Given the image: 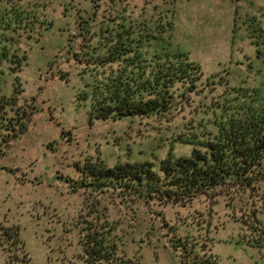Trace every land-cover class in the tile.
Wrapping results in <instances>:
<instances>
[{
  "label": "rangeland",
  "instance_id": "1",
  "mask_svg": "<svg viewBox=\"0 0 264 264\" xmlns=\"http://www.w3.org/2000/svg\"><path fill=\"white\" fill-rule=\"evenodd\" d=\"M11 6L24 11L16 30H7L10 16L2 20ZM1 8L0 96L18 85L8 116L24 110L28 124L20 132L0 118V264H85L82 237L93 221L109 223L119 253L140 264H188L173 245L180 238L218 264H264V181L175 204L87 185L83 172L94 162L189 155L186 141L215 128V116L264 91V0H0ZM107 26L149 34L152 50L159 43L188 53L204 73L198 89L167 116L92 119L83 96L103 68L84 54Z\"/></svg>",
  "mask_w": 264,
  "mask_h": 264
},
{
  "label": "trees",
  "instance_id": "2",
  "mask_svg": "<svg viewBox=\"0 0 264 264\" xmlns=\"http://www.w3.org/2000/svg\"><path fill=\"white\" fill-rule=\"evenodd\" d=\"M4 12L2 20L10 16L7 30L14 29L12 23L21 27L24 11L11 6ZM2 30L0 26L1 33ZM102 30L95 50L84 54L90 65L103 68L94 69L97 72L93 74L94 83L83 96L85 101H91L92 119L167 116L172 114L179 97L198 89L204 73L188 53L159 43L152 50L149 34L133 37L128 30L109 26ZM257 30L259 38H263L264 29ZM20 94L21 89L16 85L11 96H0V118L23 132L28 124L22 116L25 111L18 112V118L8 116V108L18 106ZM242 98L238 105L225 108L222 115L215 116V128L186 141L193 145L189 155H177L170 150L159 163L130 161L109 167L94 162L92 167L86 165L83 169L90 179L87 185L115 186L147 201L175 204L189 202L200 195L214 196L227 189L254 188L264 181V91L257 88ZM1 230L10 243L20 242L19 232L6 227ZM85 230L79 257L85 264H140L119 253V241L109 223L93 221ZM196 244L181 238L173 242L176 248L185 250L188 264H218L215 256L201 255Z\"/></svg>",
  "mask_w": 264,
  "mask_h": 264
}]
</instances>
